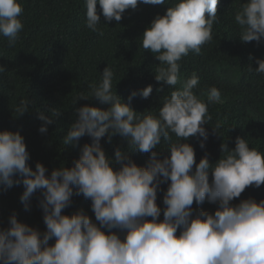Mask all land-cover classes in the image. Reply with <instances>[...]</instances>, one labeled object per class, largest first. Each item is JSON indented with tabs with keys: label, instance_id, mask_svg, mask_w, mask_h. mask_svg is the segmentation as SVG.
Instances as JSON below:
<instances>
[{
	"label": "clouds",
	"instance_id": "clouds-1",
	"mask_svg": "<svg viewBox=\"0 0 264 264\" xmlns=\"http://www.w3.org/2000/svg\"><path fill=\"white\" fill-rule=\"evenodd\" d=\"M165 2L84 0L86 27L103 35L98 28L97 4L106 21L119 22L124 12L136 9L138 3ZM218 2L167 0L170 6L165 14H158L144 30L142 48L160 61L155 79L173 89L162 97L158 113H140L130 106L137 94L148 98L151 85L139 93L133 91L128 102L114 93V71L109 66L98 84L78 95L76 100L95 97L108 107L85 104L75 109L63 144L76 146L85 135L92 143L80 148L71 167L62 164L50 175L41 162L33 169L27 163L29 153L21 133L0 131V186L7 189L22 183L20 199L25 210L33 194L40 191L39 206L46 226L41 232L13 213L9 227L0 229V264H264V199L231 203L247 187L264 185V152L237 136L234 148L221 144V156L214 163L207 156L197 163L194 148L186 141L203 137L200 147L205 146L208 133L204 125L212 119L208 106L223 103L221 91L211 86L207 100L202 99L193 91L199 84L195 73L181 87H175L180 82L182 57L189 52L200 54L202 46L213 39ZM22 13L21 0H0V36L7 38L9 47L20 38ZM234 19L243 42L264 38V0H245ZM256 62V73L264 74V59ZM5 71L0 66V73ZM29 104V99H21L14 109L16 116L28 111ZM48 112L38 113L43 121L41 133L47 132V126L60 115L59 109ZM219 127L214 130L218 132ZM106 134L109 143L114 135L123 137L128 152L150 153L146 166L138 165L118 147L115 161L120 167L114 168L101 145ZM162 141L170 155L159 159L155 149ZM165 182L168 187L161 220L157 190ZM74 189L76 195L91 201L95 222L83 210L64 213L71 205ZM206 200L218 205L214 212L193 209L194 202L202 205Z\"/></svg>",
	"mask_w": 264,
	"mask_h": 264
},
{
	"label": "trees",
	"instance_id": "trees-1",
	"mask_svg": "<svg viewBox=\"0 0 264 264\" xmlns=\"http://www.w3.org/2000/svg\"><path fill=\"white\" fill-rule=\"evenodd\" d=\"M244 2L219 0L213 39L202 46L200 54L189 52L179 62L180 82L175 87H181L195 73L199 84L193 91L206 101L207 90L216 86L223 101L208 106L212 119L204 125L208 133L205 146L200 147L203 137H189L186 141L193 146L197 163L204 156L214 163L221 156V144L227 143L230 149L234 148L237 136L246 138L250 147L264 152V74L255 71L257 59H264V38L259 42H243L239 38V26L234 17ZM21 3L23 29L16 45L9 47L7 38L0 36V66L6 70L0 73V131L21 133L29 153L27 163L30 167L34 169L36 163L41 162L48 170L46 175L62 164L71 167L80 155V148L85 143H92V138L85 135L78 145L65 146L63 138L75 119L76 108L89 104L107 109L108 105L101 104L95 97L76 100L80 93H88L91 85L101 81L107 66L114 71L112 91L125 102L133 91L139 93L151 85L149 97L142 98L137 94L130 106L140 113H158L162 97L170 95L173 89L165 82L156 81L155 70L160 61L150 50L142 48L141 36L158 14H165L170 6L167 0L159 5L138 3L136 9L125 11L119 22L114 19L106 21L97 4L98 28L103 35L86 27L84 0H21ZM21 99L30 100L29 110L16 116L18 113L14 109ZM53 108L59 109L60 115L47 126V132L41 133L39 128L43 121L38 118V113L45 111L47 115ZM217 125H220L219 133L214 130ZM101 145L114 168L120 167L115 161L118 147L140 166H146L151 155L134 150L128 152L127 141L118 134L112 137L111 143L106 134L101 138ZM155 151L159 159L170 155L163 141ZM211 178L209 172L210 182ZM167 187V182L161 183L157 190L161 220ZM23 191L22 183L7 189L0 186V229L9 227V217L15 213L19 221L45 231L39 206L42 193H34L28 210H25L20 199ZM248 198L257 202L264 199V185L247 187L231 203L235 205ZM217 206L206 200L202 205L194 202L192 207L214 212ZM79 210L95 222L91 201L76 195L74 189L71 205L64 209V213L71 215ZM119 234L123 238L124 234Z\"/></svg>",
	"mask_w": 264,
	"mask_h": 264
}]
</instances>
